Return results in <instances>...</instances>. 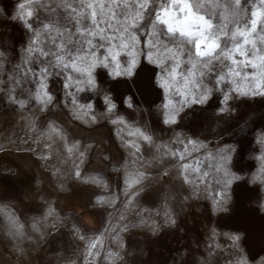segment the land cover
Returning <instances> with one entry per match:
<instances>
[{
    "label": "rangeland",
    "instance_id": "1",
    "mask_svg": "<svg viewBox=\"0 0 264 264\" xmlns=\"http://www.w3.org/2000/svg\"><path fill=\"white\" fill-rule=\"evenodd\" d=\"M23 2L0 0V264H264V88L255 89L258 69L245 66L237 54L242 63L226 64L239 76L217 83L214 70L202 81L212 89L208 100L185 103L177 91L184 89L182 77L170 93L154 84L160 62L176 63L171 38L159 37L149 61L151 37L141 31L133 54L136 75L125 84L124 77L111 75V67H98L97 87L89 89L80 73L49 67L54 57L35 51L57 48L43 33L40 43L32 44L33 31L22 19L11 18ZM52 6V0H32L34 14L27 19L34 30L48 22ZM244 7L248 20L259 0ZM201 11L221 23L223 8ZM228 27L232 31L236 25ZM51 35L56 36L54 29ZM252 38L261 51L248 45V60L258 62L264 55V24ZM229 39L222 42L231 47ZM131 58L120 51L121 69ZM187 61L184 56L180 67L185 75L191 68ZM44 67H49L46 76L40 72ZM41 84L54 97L46 110L33 99ZM105 95L117 106L111 113ZM126 96L134 97L132 107L121 102ZM13 98L28 104L20 107ZM169 99L179 110L174 124L163 122L162 105ZM88 103L91 113L79 107ZM117 117L123 122L113 124ZM140 132L151 135L152 142ZM227 147L236 149L231 169L243 179L230 186L229 211L222 212V176L216 168L218 153ZM169 150L177 156L166 155ZM137 172L143 174L140 183L129 186ZM97 197L103 202L97 204ZM237 235L241 239L234 241Z\"/></svg>",
    "mask_w": 264,
    "mask_h": 264
},
{
    "label": "snow or ice",
    "instance_id": "2",
    "mask_svg": "<svg viewBox=\"0 0 264 264\" xmlns=\"http://www.w3.org/2000/svg\"><path fill=\"white\" fill-rule=\"evenodd\" d=\"M248 0H52L50 9L53 14L48 18V22L41 21L39 31L33 29V24L27 18L33 17V9L31 7L32 0H24L18 6V13L11 18L16 20L20 18L24 21L25 27L33 31L36 37L32 44L40 43L41 34L48 35V41L57 48L56 52L45 51L41 47H37L35 51L41 55L54 57L49 67L68 70L71 69L80 73L85 77V81L89 89L97 87L95 69L112 68L111 75L113 77H124L122 81L127 84L136 73V60L133 55L136 51V45L139 42V33L145 32L151 38L147 41L148 52L145 53L149 61H153L152 52L158 49L160 44V36L170 37V43H173L175 52L171 57L176 61L171 67L160 62V73H154V84L164 89L166 93H170L177 83L180 81L178 77L183 78V91L179 94L184 97L185 103L195 102L204 103L208 100L212 91L202 83L203 78L211 74L215 70V80L217 83L224 81L231 76H239V72H235L233 67L226 64L231 60L232 65L242 63L237 60V54L244 57L243 63L247 66L251 63L253 68L258 69L256 76L255 89L264 88V55L257 57L258 62L248 60L249 49L251 51L260 52L257 48V42L252 37L257 32L258 27L264 24V0H259L257 10L251 12V18L246 20L248 10L244 5ZM223 8L221 13V23L216 24L212 18L202 13L201 10L207 7ZM59 9V11H58ZM215 16V12H212ZM229 23L236 25L235 29L229 31ZM166 27V31H164ZM53 29L56 36L51 35ZM62 29V30H61ZM57 36L66 37L65 42L57 43ZM224 38H230L229 43H223ZM264 39V38H262ZM106 51L98 55L100 49ZM186 49V51H185ZM166 52L172 49L165 46ZM26 51L31 54L33 48L29 46ZM120 51H125L131 59L126 62L123 69L120 67L118 56ZM4 56V52L0 49V58ZM184 56L188 57V63L191 68L185 75L180 71L181 61ZM49 67L40 69L42 75L49 74ZM227 67V72L224 68ZM105 76L110 75L104 73ZM70 78V77H69ZM80 81H77L79 83ZM83 91V89H79ZM240 90V89H237ZM247 95L248 92L242 91ZM255 94V92H253ZM264 94V93H262ZM20 107H25L28 100H19ZM33 99L42 105V110H46L53 103L54 97L47 90L46 85L41 84L40 89L34 94ZM225 102L228 101L229 95L225 94ZM107 106V112L111 113L116 109L113 98L109 95L104 96ZM74 104L76 100L72 101ZM122 103H127L128 107H132L134 103L133 96H126L122 99ZM81 109H85L87 113H91L93 105L91 103L79 105ZM164 111V123L174 124L178 109L169 99L167 103L162 105ZM231 109L220 108L221 112L230 111ZM77 119H81L79 116ZM91 122L95 123L96 116H89ZM123 122V117H117L112 120L113 124ZM86 122V121H82ZM144 141L152 142V137L145 132L139 133ZM264 142V139H262ZM79 144V141H76ZM75 146V145H74ZM69 152L72 148L68 149ZM236 149L227 147L218 153L217 172L222 176L223 191L218 193L219 210L222 212L229 211L231 197L229 195L230 186L236 182H240L243 176L231 169L232 153ZM166 155L177 156L176 152L169 150ZM80 157L84 156V152L79 153ZM179 159H184V153L179 154ZM260 159L264 161V156ZM83 161L81 160V163ZM187 169L188 165H182ZM198 171V169H197ZM77 179L81 178L79 170L74 173ZM142 173H134L130 177L132 184H139ZM204 175H208L205 173ZM219 183V181H218ZM101 197L96 198V203H102ZM35 227V225H33ZM79 239L84 240L83 235ZM234 241H239L240 236L232 237ZM89 255H94L91 249L97 247V243L88 245ZM246 264V261L244 262Z\"/></svg>",
    "mask_w": 264,
    "mask_h": 264
}]
</instances>
